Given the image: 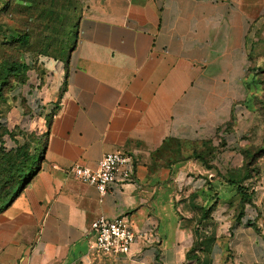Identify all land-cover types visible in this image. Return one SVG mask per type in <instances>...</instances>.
I'll use <instances>...</instances> for the list:
<instances>
[{
    "label": "crops",
    "instance_id": "obj_1",
    "mask_svg": "<svg viewBox=\"0 0 264 264\" xmlns=\"http://www.w3.org/2000/svg\"><path fill=\"white\" fill-rule=\"evenodd\" d=\"M79 1L75 45L33 107L52 109L40 162L0 211V264H264V185L243 203L201 161L243 94L246 13L230 0ZM116 151L134 177L102 196L66 170ZM122 215L130 252L97 253L91 224Z\"/></svg>",
    "mask_w": 264,
    "mask_h": 264
},
{
    "label": "rangeland",
    "instance_id": "obj_2",
    "mask_svg": "<svg viewBox=\"0 0 264 264\" xmlns=\"http://www.w3.org/2000/svg\"><path fill=\"white\" fill-rule=\"evenodd\" d=\"M230 2L233 9L239 8L247 16L244 89L236 102L235 115L221 129L220 135L226 133L228 141L217 139L213 148L210 145L202 153L201 161L206 167H215L221 181L235 186L237 191L246 190L247 203L251 205L254 190L264 185V0ZM81 11L79 0H0V69L9 64L24 66L21 78L7 79L4 97L0 98V175L9 157L7 151L19 145L26 152L23 158L35 157L32 171L40 162L43 141L38 142L45 136L40 123L52 109L49 105L39 112L33 107L38 105L39 96L45 97L42 89L53 84L59 61H64L73 48ZM10 33L27 35L28 42L6 38ZM4 130L14 137L2 133ZM192 177H201L200 182L206 185V176L192 173ZM3 188L0 183V206L6 202ZM198 214L199 222L188 224L196 233L207 226L209 215L205 207H199Z\"/></svg>",
    "mask_w": 264,
    "mask_h": 264
},
{
    "label": "built area",
    "instance_id": "obj_3",
    "mask_svg": "<svg viewBox=\"0 0 264 264\" xmlns=\"http://www.w3.org/2000/svg\"><path fill=\"white\" fill-rule=\"evenodd\" d=\"M66 170L74 178L94 186L102 196L114 184L133 180L134 159L129 153L116 151L104 154L95 168L74 164ZM91 229L95 233L92 248L106 256L128 254L135 240V232L125 215L112 219L99 216Z\"/></svg>",
    "mask_w": 264,
    "mask_h": 264
},
{
    "label": "trees",
    "instance_id": "obj_4",
    "mask_svg": "<svg viewBox=\"0 0 264 264\" xmlns=\"http://www.w3.org/2000/svg\"><path fill=\"white\" fill-rule=\"evenodd\" d=\"M6 38H14L22 43L28 42L27 35L10 33L6 36ZM74 45L75 42L73 43V47ZM2 67L3 68L0 69V98L4 97V84H7V79H9V77L13 76L15 78H19L20 76L24 75L23 65L18 66L16 64H9L6 67ZM2 133H6L7 135H9V137H14L15 135L12 134V132H6V130L2 131ZM40 143L41 142H38V145ZM7 152L9 154V157L5 158L4 160L3 163L5 164L2 165V167H4V170L0 175V183L4 184V188L2 190V198L6 199V202L2 204V206H0V211L3 210L7 205H9L19 195L25 185H27V183L33 177L35 172L32 171V163L35 157L33 155H28L26 158H23V155L26 153L23 145L11 148ZM26 162H28V165H25ZM248 199H246V195H243L241 201L245 203ZM207 241L208 240H206V242ZM201 243L202 241H197L193 248L190 250V253H193L195 248L199 247Z\"/></svg>",
    "mask_w": 264,
    "mask_h": 264
}]
</instances>
